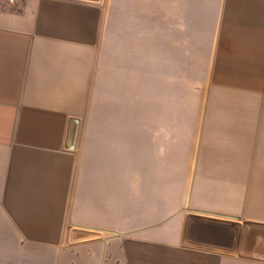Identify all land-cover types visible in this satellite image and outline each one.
<instances>
[{
  "label": "crops",
  "instance_id": "crops-1",
  "mask_svg": "<svg viewBox=\"0 0 264 264\" xmlns=\"http://www.w3.org/2000/svg\"><path fill=\"white\" fill-rule=\"evenodd\" d=\"M200 24L216 27L211 75L227 94L206 110L214 149L194 196L235 212L231 250L181 248V220L133 236L143 224L134 205L143 210L149 194L133 185V128L81 123L116 94H148L118 35L196 34ZM149 261L264 264V0H0V264Z\"/></svg>",
  "mask_w": 264,
  "mask_h": 264
},
{
  "label": "rangeland",
  "instance_id": "rangeland-1",
  "mask_svg": "<svg viewBox=\"0 0 264 264\" xmlns=\"http://www.w3.org/2000/svg\"><path fill=\"white\" fill-rule=\"evenodd\" d=\"M151 26L150 32L155 31ZM215 29V25L200 24L196 34L118 35V53L126 56L127 71L131 69L134 79L143 76L148 94H116L111 104L106 100L103 105V101L81 120L127 123L133 128L132 143H127L132 149L133 185L148 187L149 194L143 195L148 200L143 210L134 205V222L142 216L143 224L134 226L132 235L139 229L149 235L165 231L181 220L182 226L177 228L180 246L197 252L211 249L184 241L189 220L237 223L235 212L217 206L207 209L194 196L196 184L207 180V156L214 149L205 146L206 110L213 100L220 101L221 94H227L212 81L216 35L208 31ZM73 133L76 138L77 130ZM157 192L163 194L164 202L158 203L152 195ZM65 245L53 244L54 249ZM155 246L149 243L150 257Z\"/></svg>",
  "mask_w": 264,
  "mask_h": 264
},
{
  "label": "water",
  "instance_id": "water-1",
  "mask_svg": "<svg viewBox=\"0 0 264 264\" xmlns=\"http://www.w3.org/2000/svg\"><path fill=\"white\" fill-rule=\"evenodd\" d=\"M72 234L77 238L82 233L73 230ZM234 236V226L191 219L187 223L185 239L194 244L231 250Z\"/></svg>",
  "mask_w": 264,
  "mask_h": 264
},
{
  "label": "built area",
  "instance_id": "built-area-1",
  "mask_svg": "<svg viewBox=\"0 0 264 264\" xmlns=\"http://www.w3.org/2000/svg\"><path fill=\"white\" fill-rule=\"evenodd\" d=\"M19 0H6L8 5H15Z\"/></svg>",
  "mask_w": 264,
  "mask_h": 264
}]
</instances>
